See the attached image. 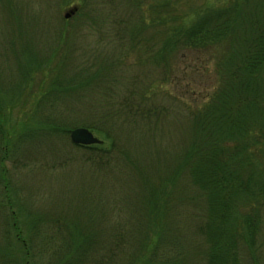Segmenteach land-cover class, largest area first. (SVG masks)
I'll list each match as a JSON object with an SVG mask.
<instances>
[{"label": "trees", "instance_id": "obj_1", "mask_svg": "<svg viewBox=\"0 0 264 264\" xmlns=\"http://www.w3.org/2000/svg\"><path fill=\"white\" fill-rule=\"evenodd\" d=\"M118 1L125 19L113 14V0L28 3L36 17L38 9L72 14L63 17L71 30H59L44 59L26 57L34 68L27 75H68L26 95L31 120L19 122L26 131L4 124L0 91V264H187L180 247L193 227L192 264H256L264 238V0H235L187 18L171 0H152L145 11L142 0ZM6 17L9 27L21 26L10 9ZM81 34H97L101 47L77 45ZM207 48L220 50L217 79L199 106L177 99L173 110L156 100L158 78L125 77L130 54L141 68L157 69ZM78 127L101 143L53 140ZM35 135L42 139L24 140ZM26 141L35 147L28 156ZM6 162L27 169L25 178L41 171L37 190L18 196ZM74 175H82L84 195L67 208L59 197ZM132 183L138 191L129 207L132 194L122 187ZM40 199L52 202L41 207Z\"/></svg>", "mask_w": 264, "mask_h": 264}, {"label": "rangeland", "instance_id": "obj_2", "mask_svg": "<svg viewBox=\"0 0 264 264\" xmlns=\"http://www.w3.org/2000/svg\"><path fill=\"white\" fill-rule=\"evenodd\" d=\"M113 1L115 2L112 5V11L114 9L113 14L116 17L118 16L119 18L122 17L125 19V15L123 13L126 11V9L120 7L121 4L122 6L125 5L118 0ZM142 1H144L142 6L144 8L143 10L145 11L146 6L152 0ZM234 1L235 0H171V2L175 5L179 16L185 18L192 16L193 12L196 10L202 11L205 8H223L229 6ZM29 2L30 5L36 6L38 0H0V91L3 95L2 99L4 102L6 101L5 109L3 108V111H1L3 113L2 120L5 121L4 124L7 128L18 131H26V129L28 130L26 127H19V122L21 119L25 122L31 120V117L29 118L28 116L31 112V108L28 104L24 103L26 95L33 93L40 88H44V86H46L50 80L55 79L57 76V79H61L66 78V74L68 75L66 71L51 72L49 69H47L46 72H44V70L38 71L33 76L32 74L27 75V73L34 68L32 66L33 64L26 57L35 56L39 59H44L48 55H46V53L50 44L53 42V40H57L59 30H71L69 23L67 24L63 20L64 15L70 11L68 8L59 12L57 16H48L45 13V15L43 14V16H41L39 14L43 12L38 9L39 12L37 14L38 16L36 17L33 9H28ZM26 7L27 10L25 9ZM134 7L137 11L136 6ZM9 9L11 11L12 17L15 13L21 16V19L19 18L17 20L18 22H21V26L13 24L12 27H9L5 24V20L7 19V10ZM20 10H22V12H20ZM92 15L95 17L93 11H91V13L86 16L92 18ZM116 27L117 26L114 25L113 29ZM82 35L83 34H81L82 39L78 38L76 40L77 45L82 44L84 46L85 44L92 45L95 43L97 47H101L96 42L97 34L94 36H89L88 38L87 36L83 37ZM219 51L220 50H216L214 48L188 50L183 53L184 55L182 57H180V54L175 57L172 56L167 66L157 67V69L153 66L148 69L147 67L141 68V66L135 64L137 60L135 55L130 54L127 60H124L125 67L127 69V73L124 72V74L126 79H128L130 76H140L144 73L152 74L155 78H158L160 80V87L155 92V94H157L156 100L158 103L166 104L169 107H172V101L174 100L175 104L178 99L189 106L195 107L201 105L204 102L206 96L211 93L212 89L216 85V62L218 60V56L220 55ZM25 75H27L26 79H24ZM24 81L25 83H31L32 85H28V87L22 89ZM18 94L19 98L17 97ZM12 95H14L13 98H9ZM28 99L30 102L31 98ZM13 102L16 104L12 105L14 104ZM171 109L174 110L175 108L172 107ZM168 129H170V131L172 130L170 127ZM41 139L42 136L35 135V137L32 139L28 138L24 140ZM53 140H68L70 142L69 134L66 135L64 139L57 138ZM164 141V137L162 138V141L157 140V142L159 144L161 143L162 146ZM30 145H32V142L26 141L21 146L23 150L27 149V156L33 152L35 148L31 147ZM81 154L82 152H79L78 155ZM34 156L35 155H33V157ZM22 158L23 156L20 159L22 160ZM5 167L8 168V171L11 173V183L13 184L11 189L16 191L18 196L27 198L37 190L40 184V181L38 180H41L42 176L41 171L33 174L32 176H35L36 178L32 179V176L30 178H25V176H27L29 173L27 169H20L21 171H16L12 168L13 164L10 162H6ZM81 177L82 175H74L72 179L67 180L70 182L69 186L67 185L69 187V192L64 194V196L66 195L64 198L59 197L60 199H63V204L65 203L67 208H70L71 206H78V204L82 203V195L84 194L81 191ZM134 183L136 184V181H134ZM134 183L129 186L122 187V189L127 192V194H132L131 199L124 200V203H128L129 207H131L133 202L136 201L133 200V192L135 191L133 189L138 191V186H135ZM44 188L43 191L47 192L45 191L46 189L44 190ZM48 189L50 192L55 190L53 188ZM43 191L41 193H44ZM137 194L140 201L142 196H140L139 193ZM60 199L57 200L59 205L61 203ZM51 202L52 201L50 199L48 201L45 199H40V206L44 207L46 204L50 205ZM120 203L121 202H119V204ZM110 204L113 205V202L111 201ZM110 208L111 207H109V210ZM196 235L197 231L193 227V229L188 230L187 236H183L182 248L180 247V249L184 253V260H187V264H192L197 258L195 246ZM252 257L255 259L256 264H264V238L258 242L255 256Z\"/></svg>", "mask_w": 264, "mask_h": 264}, {"label": "water", "instance_id": "obj_3", "mask_svg": "<svg viewBox=\"0 0 264 264\" xmlns=\"http://www.w3.org/2000/svg\"><path fill=\"white\" fill-rule=\"evenodd\" d=\"M72 13H66L65 18H69ZM69 140L74 145L81 146H91L95 144H100L101 140H99L94 134L86 128L78 127L74 128L69 132Z\"/></svg>", "mask_w": 264, "mask_h": 264}]
</instances>
